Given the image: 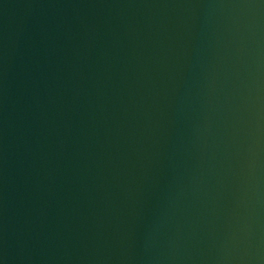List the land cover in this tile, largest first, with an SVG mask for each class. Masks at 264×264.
<instances>
[{"label":"water","instance_id":"95a60500","mask_svg":"<svg viewBox=\"0 0 264 264\" xmlns=\"http://www.w3.org/2000/svg\"><path fill=\"white\" fill-rule=\"evenodd\" d=\"M0 264H264V0H0Z\"/></svg>","mask_w":264,"mask_h":264}]
</instances>
